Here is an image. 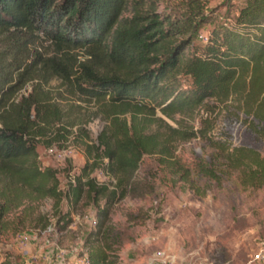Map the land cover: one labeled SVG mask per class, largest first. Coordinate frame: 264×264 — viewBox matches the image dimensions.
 I'll use <instances>...</instances> for the list:
<instances>
[{"label": "trees", "instance_id": "trees-1", "mask_svg": "<svg viewBox=\"0 0 264 264\" xmlns=\"http://www.w3.org/2000/svg\"><path fill=\"white\" fill-rule=\"evenodd\" d=\"M126 2L0 0V180L59 197L56 168L41 167L36 151L38 137L63 115L43 87L50 78L94 100L105 119L96 143L86 146L95 155L89 168L105 158L113 183L97 182L86 171L88 163L67 180L74 200L83 191L93 201L104 197L96 207V229L88 235L103 233L111 240L93 246L89 264L113 262L105 246L119 243V237L103 225L109 203L132 190L142 154L159 145L156 131L144 132L134 122L139 113L146 124L155 108L170 116L209 97L222 101L236 95L242 111L257 120L251 129L264 141V0H243L232 20L214 23L202 43L192 40L209 20L206 0H175L162 13L153 1L143 8L144 0H130L131 14L119 17ZM42 40L52 45L51 53L38 48ZM28 80L31 88L21 91ZM227 168L237 171L242 186L264 184V154L254 147L232 146L221 166L202 159L192 166L215 182Z\"/></svg>", "mask_w": 264, "mask_h": 264}, {"label": "rangeland", "instance_id": "rangeland-1", "mask_svg": "<svg viewBox=\"0 0 264 264\" xmlns=\"http://www.w3.org/2000/svg\"><path fill=\"white\" fill-rule=\"evenodd\" d=\"M153 1L158 12L169 10L175 0ZM243 0H206L205 21L200 34H207L214 23L231 21ZM127 0L119 17L129 16ZM193 43H202L199 35ZM52 52L48 40L38 47ZM191 46L183 49L186 55ZM81 58V50L74 49ZM28 80L20 88H31ZM43 87L63 111L60 120L48 125L36 144L39 165L56 168L59 197L38 195L8 178L0 180V262L1 264H81V258L110 241L88 232L96 229L95 201L83 191L73 199L67 190L68 174L86 171L97 182L113 183L106 173L105 158L90 167L93 151L86 144L96 143L105 123L97 103L85 99L68 85L52 77ZM127 122L131 119L126 114ZM123 114H119V117ZM134 122L144 132L156 131L159 145L143 153L133 172L134 185L109 203L103 225L118 235L119 243L105 250L111 264H154L153 252L164 249L174 256L173 264H242L264 245V184L242 186L237 171H219L215 182L197 175L192 166L197 160L224 163V154L234 145L254 147L264 154V141L251 129L257 120L244 113L236 95L219 101L213 97L190 111L164 115L157 108L149 123L142 114ZM85 131H81L80 128ZM47 141V143H46ZM88 169V170H87ZM113 236V235H112Z\"/></svg>", "mask_w": 264, "mask_h": 264}, {"label": "built area", "instance_id": "built-area-1", "mask_svg": "<svg viewBox=\"0 0 264 264\" xmlns=\"http://www.w3.org/2000/svg\"><path fill=\"white\" fill-rule=\"evenodd\" d=\"M202 41L206 40V34H199ZM94 223V219L91 220ZM152 261L154 264H173L174 256L171 252H167L164 249H157L153 252ZM81 264H89L88 257L84 255L81 258ZM220 264H229L223 262ZM242 264H264V245L260 246L256 251L252 253L249 259Z\"/></svg>", "mask_w": 264, "mask_h": 264}]
</instances>
